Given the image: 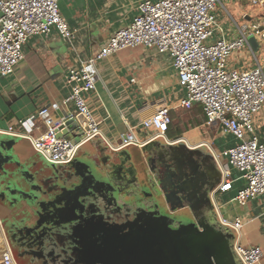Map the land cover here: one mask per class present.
<instances>
[{
  "label": "crops",
  "instance_id": "0c3cea01",
  "mask_svg": "<svg viewBox=\"0 0 264 264\" xmlns=\"http://www.w3.org/2000/svg\"><path fill=\"white\" fill-rule=\"evenodd\" d=\"M142 1L58 0L61 15L69 27L75 30V38L69 41L56 30L49 35H32L24 45V57L15 71L9 76L0 75V263L10 246L15 264H27L26 260L29 259L17 257L21 249L17 252L14 249V246L17 247L14 234L18 232L8 227L10 207L6 204L13 192H17L19 201L24 203L21 196L28 198L31 189L38 190L42 186L40 180L49 172L42 169L40 156L28 150L27 145H31L28 139L6 131L14 126L18 133H23L29 126L33 127V134L38 136L47 129L46 120L49 119L59 133L60 127L71 120L68 116L75 110L72 104L64 103L71 92L69 70L98 53L112 34L129 25L138 14ZM257 7L246 0H218L213 39L237 36L239 26L244 23L239 21L240 16H244L251 24L259 22L253 15L259 12ZM250 9V16L244 13ZM259 53L260 48L254 53L247 48L242 49L231 56L229 64L239 70H248L261 63L264 69V60L261 61ZM97 69L96 89L85 97L92 115L99 122L101 136L85 143L79 157L83 155L86 160L91 158L94 164L95 158L102 152L101 146H104L111 153L112 165L115 167L113 170L123 169L121 173L126 175L133 171L132 177L136 173L133 159L135 152L144 156L146 164H154L157 158L163 157L161 143L144 147L157 137L168 143H179L174 148L181 150L179 156L182 157L188 156L187 151L195 147L200 154L199 161L189 159L201 167L206 182L199 183V191L196 189L197 192L192 193L195 198L199 193L203 194L201 208L204 215H208L209 210L214 213L220 225L218 229L230 236L232 250L236 242L243 246L260 247L263 256L257 264H264V195L249 200L245 205L235 200L244 183L235 169L230 170L232 188L224 192L219 190L228 165L226 158H216V155L236 145L238 140L224 134L219 125H208L200 105H194L191 109L181 107L180 102L186 96V91L178 80L171 55L155 48H127L99 60ZM44 107L49 109L48 115L45 118L38 117V112ZM160 108H168L172 118L164 135L154 129L142 128L143 121ZM188 110L204 118L210 140L190 142L187 133L194 127V121L198 120L193 114H186ZM74 120L80 126L83 125L80 118ZM22 121H27L28 125L21 124ZM253 126L254 132L250 135L264 144V107L255 115ZM130 127H135L143 146L121 147ZM65 131L62 129L63 133ZM207 150L212 152L216 163L204 159ZM215 172H218L216 178L212 179ZM220 216L231 221L240 217L243 221L240 233L222 225Z\"/></svg>",
  "mask_w": 264,
  "mask_h": 264
},
{
  "label": "built area",
  "instance_id": "2783aa9c",
  "mask_svg": "<svg viewBox=\"0 0 264 264\" xmlns=\"http://www.w3.org/2000/svg\"><path fill=\"white\" fill-rule=\"evenodd\" d=\"M217 1L144 0L129 25L112 34L98 53L69 70L71 92L64 103L75 108L69 119L83 121L79 142L59 136L57 127L49 119L46 120L47 129L38 136L29 126L23 133L10 126L6 133L28 139L44 163L56 167L71 164L79 157L85 143L101 136L99 122L85 97L96 89L97 62L127 48H155L168 53L174 60L178 80L186 91L181 107L191 109L200 105L208 125L217 124L224 134L238 140L236 145L216 155V158H226L228 165L219 190L224 192L232 188L230 170L235 169L244 181L235 200L245 205L264 195V144L250 135L254 132V117L264 107V69L261 63L248 70H239L229 64L231 56L242 49L254 53L249 36H254L260 46L264 43V24L256 22L249 26L244 22L234 38L213 39ZM263 1L246 0L252 6H259ZM53 30L69 41L75 38V30L61 15L58 0H0V75L9 76L15 71L24 57V45L30 36L49 35ZM48 113L49 109L44 107L37 116L45 118ZM171 122L169 109L160 108L143 121L142 128L164 135ZM21 124L28 125L27 121ZM127 146H143L135 127H130L123 137L121 147ZM219 221L236 233L243 227L240 217L231 221L220 216ZM232 251L239 264H257L263 256L260 247L243 246L239 242ZM0 264H15L10 246Z\"/></svg>",
  "mask_w": 264,
  "mask_h": 264
},
{
  "label": "flooded vegetation",
  "instance_id": "af4514ba",
  "mask_svg": "<svg viewBox=\"0 0 264 264\" xmlns=\"http://www.w3.org/2000/svg\"><path fill=\"white\" fill-rule=\"evenodd\" d=\"M101 150L107 149L101 147ZM161 150L163 157L157 158L152 164L158 181L148 177L152 196L145 195L136 167V173L132 177L122 174L123 169L112 175L104 169L106 165L102 154L95 158L94 164L90 159L77 158L67 166H54L40 180L42 186L30 191L38 198V210L37 215L33 216L34 223L25 230L23 248L17 246L22 255L29 259L30 264H81L80 257L83 261L87 260L83 258L84 253L79 256L84 245L92 250L105 247L111 235L120 236L122 232L129 230L127 228L138 231L149 224L163 223L172 232H177L181 228L187 230L191 224L197 225L204 215L201 208L204 199L199 192L197 198L193 196L192 192L200 189L198 181L196 183L190 177V171L185 169V163L190 162L192 157L179 156L181 150L173 147L161 146ZM181 157L188 159L183 161ZM100 164L102 168L99 167ZM189 165L194 175L201 173L198 164L192 161ZM146 173L150 175L149 168ZM202 177L204 179L201 183H205L204 174ZM66 178L67 181H74L67 182ZM67 183L70 184L69 187L65 186ZM176 201L183 206L182 210L188 211L191 221L176 218L178 213L171 209L175 207L176 204L173 203ZM186 201L192 206V210L186 206ZM204 217L214 227L220 226L211 210ZM128 225L130 226L126 227ZM200 229L201 227L199 231ZM211 232L207 231V237L213 236ZM184 241L183 238L180 245L184 264H215V258L208 248H202L193 241L188 247ZM158 261L172 264L165 258H159Z\"/></svg>",
  "mask_w": 264,
  "mask_h": 264
},
{
  "label": "water",
  "instance_id": "95a60500",
  "mask_svg": "<svg viewBox=\"0 0 264 264\" xmlns=\"http://www.w3.org/2000/svg\"><path fill=\"white\" fill-rule=\"evenodd\" d=\"M248 40L254 51H257L260 47L257 39L251 35ZM62 129L66 131L63 133ZM82 134V127L74 119L65 122L58 133L59 136L73 142H79ZM29 145L27 146L32 148V145ZM34 153L35 150L33 149L31 154ZM135 167L145 195L152 196V188L144 165L135 159ZM197 225L202 227L203 231H199L192 224L189 225L187 230L181 228L177 232H172L168 225L163 223L149 224L146 228L143 226L138 231L127 228L129 230L122 232L120 236L111 235L110 240L106 241L105 247H96L92 250L84 245V249L79 252V256L84 253L83 258H87V260L83 261L80 257L79 261L81 264H162L158 259L165 258L172 264H184L181 255L182 247L180 246L182 244L181 240L184 238V243L188 247L193 241L202 248H208L215 258V264H239L235 260L228 234L211 225L207 219H202ZM207 231H212L213 236L207 237ZM92 260L96 261L93 262Z\"/></svg>",
  "mask_w": 264,
  "mask_h": 264
},
{
  "label": "rangeland",
  "instance_id": "374dc122",
  "mask_svg": "<svg viewBox=\"0 0 264 264\" xmlns=\"http://www.w3.org/2000/svg\"><path fill=\"white\" fill-rule=\"evenodd\" d=\"M251 9L248 10V11H245L244 13H248L249 16H250L252 14ZM257 9L259 10V12L256 13V14H253V15H255L254 18H256L259 22L264 24V1L262 2L261 5H259L257 7ZM245 20H246V18L244 16L243 17L240 16L239 21L246 22V23H248L249 26L252 25L251 23H249L248 21H245ZM259 54L261 55L260 56L261 57V61L264 60V43H262L261 46H260V53ZM262 55H263V57H262ZM186 114H190V116H191V114H193V116L194 117L196 116V118L198 120V122L194 121V123H195L194 127L187 133V137L190 140V142L191 143H197V142L202 141V140H210V132L208 131L207 126L205 125L204 118L201 115H199V114L195 115L196 113L193 112V110L192 111L188 110L186 112ZM94 142L95 141H93V143ZM87 146L89 147V145H87ZM87 146H85V148ZM92 146L95 148L94 144H92ZM32 148L29 147L28 150L32 151L33 150ZM164 148H165V146H164ZM133 156H134L133 159L135 158L138 162H141L144 165V168L146 169V172L148 171V168L150 169V173H149L150 175H148V177L158 181V178L156 179L157 176H156V171L154 170L155 168H152L153 165L151 163H149V162H147V164H146V160H145L144 156L141 153L139 154V153L135 152L133 154ZM79 158L80 159H85V157H83V155L78 157V159ZM135 159H134V162H135ZM186 159H188V158H185V159L182 158L183 161H187ZM204 159L206 161H209V163L210 162L216 163L212 152H210L209 150H207V154L204 155ZM87 160H89V159L87 158ZM41 163H42V165H41L42 169L44 171H51V169H53V167H54L52 165L44 163L43 160L41 161ZM190 173H191L190 177H192L194 180H196V183L198 181V184L201 183V181L204 179L202 177L203 173H200L201 175L199 173H197V175H194L193 171H191ZM128 175L129 176L133 175V171L129 172ZM66 181H67V178H66ZM73 181L74 180L69 179L67 182H73ZM72 184H74V183H72ZM69 185L70 184L67 183L65 186L69 187ZM11 194H12V196L7 200V204H6V205H8L10 207L9 208V214H10L9 218L10 219H9L7 224L8 225L10 224V226H8L9 229L11 228L15 232H18L16 234H14L15 243H17V246H19L20 248H23L22 246H23V243H25V238H26L25 230H26V228H29L34 223L35 218H33V216L35 217L37 215V210H38L37 209V199L38 198H37V196L34 193L31 192V193H29L30 195H29L28 198H25V197L21 196V199H23V201H24V203H22L21 201H19L20 196L17 194V192L16 193L13 192ZM187 202L188 201L185 202V204H188L186 206H188L192 210L193 209L192 206L189 204V202L188 203ZM173 204H176V205H175V207H173L171 209L178 213V215H176V218L178 220H184V221H191L192 220L191 216L188 213V211L187 210H182L183 206L179 205L177 201L175 203H173ZM193 226L196 227L198 225H193ZM198 229H199V227H198ZM202 229L203 228L201 227L200 231H203ZM13 230H12V232H13ZM8 231H11V230H8ZM14 249L16 250V252L20 251V249L15 247V246H14ZM17 257H18V259H20V257H23L22 251H20L19 253L17 252ZM26 261H27V264H28L29 260H26ZM29 264H30V262H29Z\"/></svg>",
  "mask_w": 264,
  "mask_h": 264
},
{
  "label": "bare ground",
  "instance_id": "6f19581e",
  "mask_svg": "<svg viewBox=\"0 0 264 264\" xmlns=\"http://www.w3.org/2000/svg\"><path fill=\"white\" fill-rule=\"evenodd\" d=\"M153 143H155V144H157V143H161V146L162 147H175V146H177L179 143H174L173 145H170L171 143H168V142H164V141H162L161 140V138L160 137H157V138H155L150 144H147V145H145L144 147H146V146H149V145H151V144H153ZM164 145V146H163ZM101 147H104V146H101ZM175 149V148H174ZM200 149V148H199ZM196 150H198V149H196L195 147H193V148H190L188 151H187V155H190L191 157H192V160H194V161H199V153H197L196 152ZM101 154L103 155V158H104V164L106 165V167L104 168L106 171H108L110 174H114L115 173V171L113 170L115 167L112 165V158H111V153H110V151L109 150H104V151H102L101 152ZM189 156V157H190ZM190 162H192V161H190ZM190 162H188V163H185L186 165H185V169L186 170H188V171H190L191 172V168H190ZM207 166V165H206ZM99 167L100 168H102V165L100 164L99 165ZM208 172L210 173V169L208 168ZM217 173L218 172H215V174L213 175V177H211L212 179L213 178H216V175H217Z\"/></svg>",
  "mask_w": 264,
  "mask_h": 264
}]
</instances>
